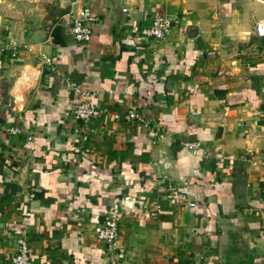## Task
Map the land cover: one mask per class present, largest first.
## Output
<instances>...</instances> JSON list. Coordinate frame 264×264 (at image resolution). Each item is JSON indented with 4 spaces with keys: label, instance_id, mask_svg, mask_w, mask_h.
Listing matches in <instances>:
<instances>
[{
    "label": "crops",
    "instance_id": "crops-1",
    "mask_svg": "<svg viewBox=\"0 0 264 264\" xmlns=\"http://www.w3.org/2000/svg\"><path fill=\"white\" fill-rule=\"evenodd\" d=\"M156 12L174 18L162 39L141 33ZM263 16L264 0H0V264L21 235L31 264H264ZM70 83L148 127L99 116L83 140ZM114 203L110 249L94 227Z\"/></svg>",
    "mask_w": 264,
    "mask_h": 264
},
{
    "label": "built area",
    "instance_id": "built-area-1",
    "mask_svg": "<svg viewBox=\"0 0 264 264\" xmlns=\"http://www.w3.org/2000/svg\"><path fill=\"white\" fill-rule=\"evenodd\" d=\"M126 9H124L125 11ZM173 17L166 13H154L151 23L141 29L144 36L162 39L170 31ZM98 20V17L92 12L89 7L81 8L76 16L72 18V33L74 40L78 43H88L92 38L93 25ZM256 32L260 36H264V16L262 21L256 27ZM1 50V48H0ZM71 89L75 95V104L72 108V115L80 125L76 126L74 131L83 140L87 139L86 126L87 123L99 116H109L116 121L131 122L136 121L148 127V121L144 115L136 110H126L124 112H112L106 106H100L93 103L89 99V91L78 84L70 83ZM11 134H20L21 128L11 125L6 129ZM28 139H31L28 136ZM264 164V161H263ZM182 193L186 194V191ZM193 206V202H189ZM120 213V204L114 203L108 215L103 221L98 222L94 227L95 237L107 244L110 249L117 247L118 235V217ZM156 214V210L151 212ZM17 249L11 259V264H31V248L26 236L21 235L17 238Z\"/></svg>",
    "mask_w": 264,
    "mask_h": 264
}]
</instances>
